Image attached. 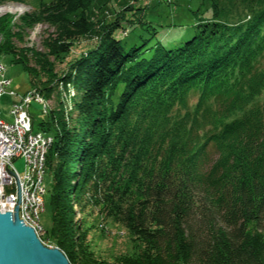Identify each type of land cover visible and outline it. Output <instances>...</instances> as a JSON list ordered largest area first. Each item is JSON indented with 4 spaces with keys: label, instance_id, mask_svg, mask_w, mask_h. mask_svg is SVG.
I'll return each instance as SVG.
<instances>
[{
    "label": "trees",
    "instance_id": "1",
    "mask_svg": "<svg viewBox=\"0 0 264 264\" xmlns=\"http://www.w3.org/2000/svg\"><path fill=\"white\" fill-rule=\"evenodd\" d=\"M8 1L24 0L0 4ZM37 1L22 21L55 28L47 53L14 46L8 14L0 57L38 77L32 55L46 75L32 87L42 97L56 79L78 93L70 122L61 102L39 121L29 113L33 129L53 138L52 224L41 239L72 264H264V0H209L211 14L174 48L117 37L129 34L125 22L145 24L127 18L143 12L131 3L112 12L104 4L95 19L98 0ZM83 37L95 46L60 76L56 63ZM103 220L127 229L131 253L99 256L93 231L105 233Z\"/></svg>",
    "mask_w": 264,
    "mask_h": 264
},
{
    "label": "rangeland",
    "instance_id": "2",
    "mask_svg": "<svg viewBox=\"0 0 264 264\" xmlns=\"http://www.w3.org/2000/svg\"><path fill=\"white\" fill-rule=\"evenodd\" d=\"M130 3L133 4L136 9L142 8L143 12L142 14H139V12L134 14L135 10H128L126 14L127 18L133 20L142 17L145 24L142 26L136 24L134 26L128 22L124 23L129 34H126V36L124 34L125 32L119 30L116 35L118 38L124 37L123 43H125L127 47L134 44L140 45L144 39L152 37L149 42H147L148 46L152 45L157 40H160L165 46L174 48L197 32V23L200 15L207 17L212 12L209 0H98L92 8L94 11L93 16L95 19L101 17L102 12L100 8L104 4L105 6L107 4V9L112 12L115 7L120 11L121 9L126 8L127 5L125 4ZM37 7V0L8 1L3 4L1 3L0 19L8 14L11 16L12 29L10 30L13 34L11 41L14 46L18 48L32 49L35 52L47 53L44 41L51 34L55 33V28L46 23H38L34 27H29L24 25L22 21L23 16L28 13L36 12L38 9ZM152 26L158 31L156 36L152 35V32L154 31ZM3 31V29H0V43L5 40V37L2 34ZM96 42L97 40L94 37L80 38L76 42L70 57H68L63 63H56L55 71L60 76L63 75L69 68V62L95 46ZM145 55H149V51L146 52ZM29 57L30 65L35 67L40 73L38 77L33 73L27 72L21 63L12 62L10 54L0 57V63L5 66L4 74L6 78L10 80V84L8 85L9 91L0 98V116L8 121L11 120L9 113L12 105L15 102H20L21 97L32 87L36 86L38 88L40 80H46V75L40 70L34 57L30 54ZM50 60H53V58H50ZM54 84H56L55 91L49 98L45 97L47 105L50 109L56 108L61 102L63 108H65V116H67L68 119L67 121L70 122V119L74 117L76 96H78V93L71 84L68 86L65 85L62 82V79H56ZM10 91H14L15 94H10ZM75 94L76 96H74ZM193 101H196V99H193ZM261 101L264 102V92ZM29 113L36 121L46 117L42 105L35 101L30 105ZM37 130L38 125H35V131ZM215 158V153L211 150L209 163H212ZM14 165L19 173L23 174L25 172L24 159H16ZM44 183L46 190L52 185V176L47 169ZM44 199L45 207L40 214V224L43 229L47 231L52 224V208L47 195L46 197L44 196ZM15 211H17V209ZM5 212L6 211L2 213ZM12 214H14V212ZM75 219V221L82 220V214L79 210H77ZM100 225L105 227V233L100 227L93 231V241L99 256L115 260L118 256L120 257L124 254L131 253V250L134 249V241L126 228L115 223L113 224L110 220H103ZM37 235L43 244L49 247H54L48 240L43 241L41 239L42 234ZM69 262L72 264L70 260ZM192 264H197L196 260H194Z\"/></svg>",
    "mask_w": 264,
    "mask_h": 264
},
{
    "label": "built area",
    "instance_id": "3",
    "mask_svg": "<svg viewBox=\"0 0 264 264\" xmlns=\"http://www.w3.org/2000/svg\"><path fill=\"white\" fill-rule=\"evenodd\" d=\"M4 69L0 63V98L9 91L10 84ZM9 93L15 94L14 91ZM34 101L40 103L43 110L47 109V101L37 89L32 88L12 106L11 120L0 116V211L13 213L18 209L25 224L35 228L37 234H44L40 214L45 207L46 159L53 138L33 129L29 107ZM19 158L25 161L23 174L14 165Z\"/></svg>",
    "mask_w": 264,
    "mask_h": 264
},
{
    "label": "water",
    "instance_id": "4",
    "mask_svg": "<svg viewBox=\"0 0 264 264\" xmlns=\"http://www.w3.org/2000/svg\"><path fill=\"white\" fill-rule=\"evenodd\" d=\"M0 264H70L57 246L42 243L35 229L19 218L18 209L0 212Z\"/></svg>",
    "mask_w": 264,
    "mask_h": 264
},
{
    "label": "bare ground",
    "instance_id": "5",
    "mask_svg": "<svg viewBox=\"0 0 264 264\" xmlns=\"http://www.w3.org/2000/svg\"><path fill=\"white\" fill-rule=\"evenodd\" d=\"M74 96H76V94H75ZM76 97H77V96H76ZM43 98L45 99V97H43ZM45 100H46V99H45ZM32 103H33V102H32ZM43 108H44V107H43ZM43 108H42V109H43ZM47 108H49V107H47Z\"/></svg>",
    "mask_w": 264,
    "mask_h": 264
}]
</instances>
